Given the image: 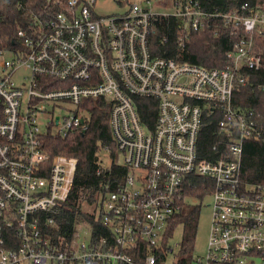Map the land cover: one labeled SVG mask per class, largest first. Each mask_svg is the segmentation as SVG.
<instances>
[{
	"label": "built area",
	"instance_id": "1",
	"mask_svg": "<svg viewBox=\"0 0 264 264\" xmlns=\"http://www.w3.org/2000/svg\"><path fill=\"white\" fill-rule=\"evenodd\" d=\"M96 1L56 0L60 9L44 21L36 16L31 34L18 29L16 50H0V264H178L176 252L169 258L170 238L167 250L163 241L190 175L211 181L207 250L190 264H264V179L241 176L244 143L264 130L258 113L233 104L247 71L261 66L253 38L264 35V6L244 1L219 11L173 0L159 12L144 0H113L114 12L97 14ZM217 18L233 38L221 66L151 48L159 27L163 42L173 27L183 47L191 31ZM101 99L110 104L115 153L99 146L97 172L112 163L125 172L114 188L104 184L91 226L75 228L62 244L53 237L55 217L76 158L50 156L43 144L48 135L85 131ZM212 118L215 140L203 157L200 133ZM7 228L17 242H7Z\"/></svg>",
	"mask_w": 264,
	"mask_h": 264
},
{
	"label": "trees",
	"instance_id": "2",
	"mask_svg": "<svg viewBox=\"0 0 264 264\" xmlns=\"http://www.w3.org/2000/svg\"><path fill=\"white\" fill-rule=\"evenodd\" d=\"M208 9L228 11L247 1L250 5L264 6V0H199ZM60 9L56 0H0V50H16L20 44L18 29L31 34L37 27L35 17L45 20L48 12ZM173 23V22H172ZM163 30L159 27L152 36V49L164 56L176 57L189 62H196L205 67L221 66L225 53L230 49L233 38L221 18L214 20L213 25L191 31L184 40L183 47L177 44L176 31H168L167 42L162 41ZM254 51L260 54L259 69L247 71L248 80L233 95V104L242 109H252L258 113V119L264 130V35L253 38ZM110 104L101 99L99 105L90 113L89 126L85 131L70 130L64 137L46 136L43 146L50 156L61 154L76 158V168L67 199L60 205L56 215L57 228L53 233L56 241L65 243L75 228L92 223V211L96 207L105 183L111 188L116 181H121L125 168L112 163L111 168L101 169L97 149L107 146L114 150L108 123ZM147 115L151 113L147 111ZM148 122V118L145 119ZM215 119L212 118L202 128L200 143L202 156H210L211 146L215 140ZM112 151V155H113ZM242 178L248 182H259L264 179V132L258 140H247L244 143L241 160ZM191 183L184 188L186 201L172 221L171 230L163 241V248L169 247L168 239L173 229L182 226V238L176 250L178 264H190L193 259V240L200 206L191 200H202L211 190V181L203 176L190 175ZM88 208V209H85ZM51 234V232H48ZM12 228L5 230V239L16 241ZM9 246L7 247H10ZM144 249V248H143ZM145 253V249H144ZM162 257V254H161Z\"/></svg>",
	"mask_w": 264,
	"mask_h": 264
},
{
	"label": "rangeland",
	"instance_id": "3",
	"mask_svg": "<svg viewBox=\"0 0 264 264\" xmlns=\"http://www.w3.org/2000/svg\"><path fill=\"white\" fill-rule=\"evenodd\" d=\"M142 3L146 6H149L152 10L159 12H168L173 7V0H149V2H146L144 0ZM116 6L117 4L113 0H97L95 2V10L97 14H108L114 12ZM4 56L8 57L9 53H5ZM24 73H25L24 71L19 72L20 75ZM109 151L110 153H112V151L113 153H115L114 150H112L111 148H109ZM101 157H102L103 167L105 168L109 167L111 160L110 157L108 156V153L106 151H102ZM191 201L193 203H196V205L200 206L197 225L194 234V240H193V255L203 256L207 250V240H208L209 226H210V214H211L210 196L207 195L202 200L195 198ZM182 230L183 229L181 225H178L173 229L172 236L169 239V244L173 249V252L169 257L170 259L174 256L179 246V243L182 238ZM25 264H34V263L26 262ZM48 264H52V263H48Z\"/></svg>",
	"mask_w": 264,
	"mask_h": 264
}]
</instances>
